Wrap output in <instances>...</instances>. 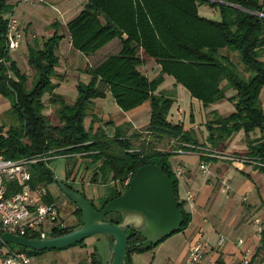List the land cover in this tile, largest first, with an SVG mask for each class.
I'll return each instance as SVG.
<instances>
[{
    "label": "trees",
    "instance_id": "16d2710c",
    "mask_svg": "<svg viewBox=\"0 0 264 264\" xmlns=\"http://www.w3.org/2000/svg\"><path fill=\"white\" fill-rule=\"evenodd\" d=\"M200 3L215 7L219 17L214 19L199 14L197 6ZM9 7L8 0H0V94L8 99L9 110L16 113L21 123L18 128L0 124V132H7L6 136L0 134V153L4 157L16 158L53 148L54 154L87 157L88 162L94 164L91 179L110 180L96 204L87 198L96 208L108 197L119 193L140 164L154 162L173 183L182 214L176 230L184 227L190 218L184 199L177 194V177L167 159L169 149L151 142L133 147L122 124L114 125L111 135H107L100 125L94 130L90 124L84 126L83 118L91 99L104 96L106 90L121 110L148 101L149 117L143 129L154 139L167 137L196 144L189 129L184 130L180 123L167 119L172 94L157 90L164 73L171 75L173 82L182 85L202 106L222 98L232 102L233 109L228 113L219 114L212 109L211 115L204 120L207 132L204 139L209 146L224 148L228 137L238 129L244 133L255 128L264 131V110L258 97L264 84L262 0H85L82 8L64 24L71 47L88 54L117 37L120 48L96 65L84 68L89 78L86 82H76L74 98L69 102L52 91L56 83L51 78L56 75L58 62L55 48L63 35L57 24H52L53 30L40 39L39 45L35 37L26 45L27 63L32 69L27 84L28 75L18 68L4 43ZM147 58L159 65L157 73L150 78L138 68ZM229 88L234 91L225 96ZM45 92L49 93L51 102H57L54 110L56 123L50 122L48 114L42 112L41 97ZM255 140L247 153L264 162V139L258 137ZM72 167L65 168L64 176L60 178L70 187L73 186L66 178ZM258 168L264 173V165H258ZM30 171V183L55 180L53 171L44 160L33 162ZM127 174V181L122 182ZM8 183V190L17 188L13 181ZM73 188L85 196L82 190ZM45 197L50 199L47 195ZM74 211L81 220L77 205ZM104 218H108L107 213ZM74 225L55 227L52 234ZM125 231V264H132L129 259L131 251L149 248L165 236L144 244L138 231L130 227ZM259 233L257 247L264 246V223ZM15 244L31 254L47 249ZM1 246L10 247L8 243ZM88 260L90 264H103L95 247L88 253Z\"/></svg>",
    "mask_w": 264,
    "mask_h": 264
},
{
    "label": "crops",
    "instance_id": "0c3cea01",
    "mask_svg": "<svg viewBox=\"0 0 264 264\" xmlns=\"http://www.w3.org/2000/svg\"><path fill=\"white\" fill-rule=\"evenodd\" d=\"M23 1L34 3L39 0H8L10 3L8 12L17 16L23 31L25 30L26 37L32 38L31 35H34L33 37L36 36L32 28L34 20L31 15L35 10L33 11L32 6L22 4ZM49 1L51 6L61 1H66V4L54 17H51V14L46 16V13L42 12L43 10L46 11L45 8H41L40 10L42 11H39V14L43 16L46 25L57 24L58 31L63 34L59 41L66 39L68 57L69 55H79L78 53H81L80 64L74 66L76 69L74 70L75 73H71V81L68 82L66 78V74L70 70L69 67L63 72H58L55 69L57 71L55 72L59 75L61 74V77L58 76L54 81L56 84L52 91L60 95L63 100L69 102L74 98L75 94H70V92L73 93L76 82L78 80L86 82L89 78V74L85 72L84 68L86 66H94L108 54L117 52L120 48V43L118 38L114 37L92 53L84 54L78 52L79 50L77 51L71 47L64 24L82 8L85 0ZM60 27H63L64 30L61 31ZM52 30L53 27L46 28L43 34L46 36ZM20 43V45L24 44L23 38ZM9 56L13 58L11 54ZM13 59L15 60V58ZM138 68L150 78L157 73L159 65L152 58H147ZM71 69L73 68L71 67ZM162 81H164L163 85L159 84L157 90L172 94V102L167 112V119L173 123H180L184 130L193 131L200 121L190 118L185 121L178 114L177 108L179 110L187 109L190 105L194 109V105L200 106L204 108L203 113L206 112L208 117L211 115L210 111L212 109L219 114H226L233 109L232 102L225 98L202 106L200 101L190 96L182 85L174 83L171 75L164 73ZM233 91V89L229 88L225 91V94H231ZM108 95L110 93L106 90L104 96L91 99L90 108L83 118L84 126L90 124L92 130H94L96 126L100 125L107 135L113 133V126L116 124L127 126V133L134 128L145 126L149 117L147 100L127 110H121L113 101L112 109L116 110L118 114L111 116L105 105L107 101L105 98ZM55 104H57L56 101ZM8 106L9 102L0 100V112L8 108ZM194 111L195 109L192 110L193 113ZM203 125L204 121L198 125V127L203 128V139L199 140L198 144L188 148L183 145L184 141L175 139L173 141L179 145L177 148L169 149L170 154L167 157L170 166L181 164L184 167L183 173L180 177H177L178 197L183 198L187 188L193 190L192 202L188 203L184 200V206L190 212L188 222L181 229L165 235L151 247L140 251H131L129 259L132 264H181L188 244L196 239H200L204 243L203 257L208 264H237L240 250L245 246H249L264 264V246L257 247L260 242V233L257 230V226L264 223V173L259 170L257 165L251 162L227 161L206 154V148L213 149L214 147L209 146L205 142L204 138L207 132ZM263 132H259L257 128L246 134L239 131L234 132L227 139V142L231 144L229 150L238 154L252 156L247 152L255 144V139L264 135ZM221 150H224V148ZM239 151L242 152L239 153ZM84 158L86 162L84 161L81 175L75 179L76 169L78 168L77 163L72 168V172L66 178V181L73 187L82 190L87 198L97 201L98 196L103 194L105 190L103 189L99 193L94 194L84 188L83 182L99 181L91 179L94 164L89 163L87 157ZM202 166L205 167L204 170H201ZM221 177H226L229 184V189L226 192L220 188ZM109 182L110 180L106 182L100 180L101 185ZM70 208L75 212V205L73 207L70 205ZM219 236H222L220 240ZM237 237L243 238L242 243L236 242ZM93 247L96 248L103 264H105L106 241L104 235L100 232L88 234L80 242L40 251V264H90L88 253Z\"/></svg>",
    "mask_w": 264,
    "mask_h": 264
},
{
    "label": "water",
    "instance_id": "95a60500",
    "mask_svg": "<svg viewBox=\"0 0 264 264\" xmlns=\"http://www.w3.org/2000/svg\"><path fill=\"white\" fill-rule=\"evenodd\" d=\"M55 182L80 208L81 222L63 232L39 237L2 230L0 245L13 241L34 248H56L100 232L106 241L105 264H125L126 227L138 231L146 244L173 232L182 220L172 180L154 162L140 164L127 185L119 193L108 197L99 208L61 179L55 178ZM106 213L108 218H104Z\"/></svg>",
    "mask_w": 264,
    "mask_h": 264
},
{
    "label": "built area",
    "instance_id": "2783aa9c",
    "mask_svg": "<svg viewBox=\"0 0 264 264\" xmlns=\"http://www.w3.org/2000/svg\"><path fill=\"white\" fill-rule=\"evenodd\" d=\"M32 1V0H27ZM33 36V35H31ZM23 38V28L16 15L11 12L6 13L4 43L10 50L16 48ZM2 136L7 132L2 130ZM186 147H194L195 144L184 142ZM206 154L233 162H251L255 165H264L261 158L257 156H248L221 149H205ZM54 154L53 148L30 156L16 158L4 157L0 153V231L9 230L11 232L39 237L52 234L55 227L63 226L65 223L58 217V208L54 200L47 199L45 182L38 180L30 183V167L36 160H47ZM60 155V154H59ZM63 155V154H61ZM205 167L202 166L201 170ZM175 177H180L184 171L181 164L171 166ZM129 175L122 178L126 182ZM13 181L16 189H7L8 182ZM220 188L223 191L229 189L226 177L220 178ZM193 190L187 188L183 199L191 203ZM261 225L257 226L260 230ZM222 236H219V240ZM243 238L237 237L236 242L242 243ZM204 243L200 239L191 241L186 249L181 264H208L203 257ZM0 264H35L32 254L21 248L3 246L0 250ZM237 264H262L256 253L245 246L240 250V256Z\"/></svg>",
    "mask_w": 264,
    "mask_h": 264
},
{
    "label": "rangeland",
    "instance_id": "374dc122",
    "mask_svg": "<svg viewBox=\"0 0 264 264\" xmlns=\"http://www.w3.org/2000/svg\"><path fill=\"white\" fill-rule=\"evenodd\" d=\"M22 4L32 6L33 11L35 10L31 14L33 17V20H34V22L32 23V28H33L34 32L36 33L35 38H37V40H38L37 44L39 45L40 39H43L45 37V34H43L45 29L53 27L50 24L46 25V22L44 21L43 16L39 14V11H42L40 9L45 8L46 11L43 10L42 12L46 13V16H49L51 14V17H54L55 14H57L63 8V6L66 4V1H61L60 3L54 4L52 6L50 5L49 0H39V1H36L34 3H29V2L23 1ZM262 8L264 10V0H262ZM197 10H198L199 14H202V15L210 17V18L217 19L219 17L218 11L215 7H209V6L205 5L204 3L198 4ZM60 30L63 31L64 28L60 27ZM32 38H34V37H32ZM32 38H27L26 34H25V30H24L23 31V43L24 44L20 45L21 44L20 43L15 49L8 50L9 54H11L13 56V58H15L18 68L28 75L27 84L29 83L30 75L32 73V69L27 63L26 45L28 43H32V41H33ZM78 52H80V51H78ZM55 53L57 54V56L59 58L56 66H55V69L58 70V72L59 71L63 72L65 69H67L69 67L70 70L66 74V78H67L68 82L71 81V77H72L71 73H75L74 70L76 69L74 66L80 64L81 53H78L79 55H77V54L69 55V57H68L67 56L68 52H67V46H66V39H62L60 41L58 40V42L56 44V48H55ZM92 64H94V63H92ZM71 67L73 69H71ZM58 76L61 77V74L59 75L58 73H56V75H54L51 78L52 81H55ZM62 76H63V73H62ZM163 82L164 81L161 80V82L159 84L163 85ZM168 93H170V92H168ZM70 94H73V95L75 94L74 88H73V93L70 92ZM227 95H229V94H225V96H227ZM258 97H259L260 102H261V107L264 110V102H263L264 84L261 86V88L259 90ZM41 99H42L43 104H44L42 112L48 114V119L50 122H52V123L57 122V118L55 116V111H54L55 107L57 105L55 104V102L50 101L49 93L45 92L42 95ZM0 100L8 102V99L2 95H1ZM105 100H107L105 105H106L107 111L109 112V115H111V116L117 115L118 112L116 110L112 109V104H114V102H113L112 98L110 97V95H108L105 98ZM226 100H228V99H226ZM195 102H197V101H195ZM193 107L195 109L194 113L192 112V110H194V109H192V107L190 105L188 106L187 109L185 108V109L179 110L177 108V112H178V114H180V116L185 121H187L188 118L197 119L200 121L197 124L200 125V124H202L204 119H206L208 116H206L207 115L206 112L203 113V111H204L203 107L195 106V105ZM186 112H187V115H186ZM20 123H21L20 118L17 117L15 112L10 111L9 108H6L2 112H0V124H2L4 127L11 126V127L18 128ZM198 125H197L196 129H193V131H191L192 134L194 135V137L196 138V144L199 143V140L203 139L202 138L203 128L198 127ZM123 128H125V130H124L125 135L128 136V140H130L131 145L133 147L138 146V145H147V144H149V142L153 143L156 146L163 147L166 149H174V148H177L179 145L178 143H175V141H173V140H175L174 138L162 137V138L154 139L150 133H146L144 131V129H143L144 125H142L138 128H134L133 130L129 131L128 133H127V130H128L127 126L123 125ZM257 130L259 132H261L259 128H257ZM237 131L243 132L242 129L241 130L238 129ZM248 132H250V131H248ZM233 133L234 132H232L231 134H233ZM243 134H246V133L243 132ZM263 134H264V132H263ZM235 136H237V135H235ZM259 138L264 139V135L259 136ZM230 145H231L230 142L229 143L227 142L225 144L224 151H230L229 150ZM217 149H220V148H217ZM240 152H242V151H239V153ZM84 161H85L84 156L82 157L79 155H74L73 157H67V156L58 154V155H53L49 159L45 160V164L53 171L54 177L60 179V178H63V176H64L65 168H67L68 166H71V165L73 166L72 168H74L78 163V168L76 169V173H75L76 174L75 179H77L81 175V172L83 171V168H84L83 165L86 162V161L85 162ZM87 177H88V174H87ZM83 186L86 190L95 194V193H99L103 189L107 190L109 183H105V184L101 185L100 180H99L97 182H83ZM45 187H46L47 196L56 202V205H57V208L59 211L58 217L60 219H62L64 221V223L75 224V225L79 224L81 222V220L79 218V214L76 212H73L70 208V205L72 207L74 205L73 201L59 188V186L57 185L55 180L50 181V182H45ZM93 202L96 204L97 201H93ZM8 244L10 245V247L16 248L15 242L9 241ZM2 248H3V246L0 247V250ZM32 258H33L35 264L41 263V259H40L41 255L39 254V252L32 254Z\"/></svg>",
    "mask_w": 264,
    "mask_h": 264
}]
</instances>
